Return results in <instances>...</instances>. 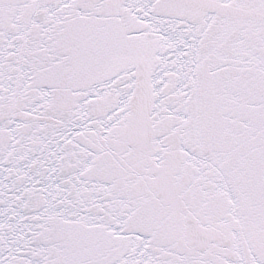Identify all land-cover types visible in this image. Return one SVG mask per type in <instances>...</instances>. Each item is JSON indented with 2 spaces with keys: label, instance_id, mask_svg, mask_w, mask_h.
Here are the masks:
<instances>
[{
  "label": "snow or ice",
  "instance_id": "1",
  "mask_svg": "<svg viewBox=\"0 0 264 264\" xmlns=\"http://www.w3.org/2000/svg\"><path fill=\"white\" fill-rule=\"evenodd\" d=\"M0 264H264V0H0Z\"/></svg>",
  "mask_w": 264,
  "mask_h": 264
}]
</instances>
